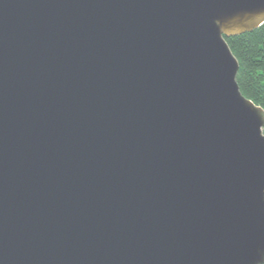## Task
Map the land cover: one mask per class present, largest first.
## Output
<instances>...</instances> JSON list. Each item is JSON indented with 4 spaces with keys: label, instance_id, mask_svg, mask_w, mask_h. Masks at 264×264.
Returning a JSON list of instances; mask_svg holds the SVG:
<instances>
[{
    "label": "water",
    "instance_id": "1",
    "mask_svg": "<svg viewBox=\"0 0 264 264\" xmlns=\"http://www.w3.org/2000/svg\"><path fill=\"white\" fill-rule=\"evenodd\" d=\"M264 0H0V264H264V109L226 36Z\"/></svg>",
    "mask_w": 264,
    "mask_h": 264
},
{
    "label": "trees",
    "instance_id": "2",
    "mask_svg": "<svg viewBox=\"0 0 264 264\" xmlns=\"http://www.w3.org/2000/svg\"><path fill=\"white\" fill-rule=\"evenodd\" d=\"M226 39L239 61L236 79L240 90L264 109V23Z\"/></svg>",
    "mask_w": 264,
    "mask_h": 264
}]
</instances>
